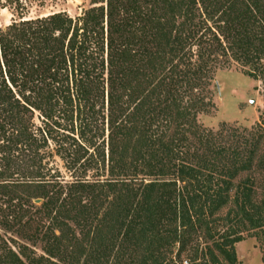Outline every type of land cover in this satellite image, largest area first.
<instances>
[{
    "label": "trees",
    "instance_id": "16d2710c",
    "mask_svg": "<svg viewBox=\"0 0 264 264\" xmlns=\"http://www.w3.org/2000/svg\"><path fill=\"white\" fill-rule=\"evenodd\" d=\"M33 3L0 2L17 18L0 26V264H240L238 243L264 241L263 114L198 116L216 72L264 83V0Z\"/></svg>",
    "mask_w": 264,
    "mask_h": 264
},
{
    "label": "rangeland",
    "instance_id": "374dc122",
    "mask_svg": "<svg viewBox=\"0 0 264 264\" xmlns=\"http://www.w3.org/2000/svg\"><path fill=\"white\" fill-rule=\"evenodd\" d=\"M92 0H44L42 7L32 4L29 17L51 13H66L75 18L90 7ZM4 2V0H0ZM0 11V26L9 25L17 18L13 17L10 5ZM214 108L209 114H200L198 123L205 129L217 131L221 127H236L251 129L260 118H264V83L245 76L237 66L216 72L213 86ZM59 169L62 164L55 160ZM62 170V169H61ZM63 172V171H62ZM68 178V175L65 174ZM35 206L39 203L33 202ZM7 244L15 252L18 247L26 245L37 256H42V243L33 246L31 243L19 240L15 234L2 232ZM240 264H264V241L254 237H245L244 241L235 246Z\"/></svg>",
    "mask_w": 264,
    "mask_h": 264
},
{
    "label": "water",
    "instance_id": "95a60500",
    "mask_svg": "<svg viewBox=\"0 0 264 264\" xmlns=\"http://www.w3.org/2000/svg\"><path fill=\"white\" fill-rule=\"evenodd\" d=\"M35 202H36V203H39V202H40V200H36Z\"/></svg>",
    "mask_w": 264,
    "mask_h": 264
},
{
    "label": "crops",
    "instance_id": "0c3cea01",
    "mask_svg": "<svg viewBox=\"0 0 264 264\" xmlns=\"http://www.w3.org/2000/svg\"><path fill=\"white\" fill-rule=\"evenodd\" d=\"M239 244V243H238Z\"/></svg>",
    "mask_w": 264,
    "mask_h": 264
}]
</instances>
